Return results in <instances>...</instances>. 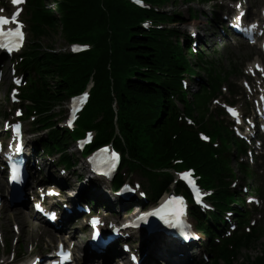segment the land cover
<instances>
[{
	"label": "trees",
	"instance_id": "16d2710c",
	"mask_svg": "<svg viewBox=\"0 0 264 264\" xmlns=\"http://www.w3.org/2000/svg\"><path fill=\"white\" fill-rule=\"evenodd\" d=\"M55 1L57 14L47 8L37 12V19L41 23L30 51L31 64L40 75L41 86L30 91L29 98L42 115L37 125L50 130L49 144H56L65 152L64 163L70 168L74 166L75 158L67 152L72 135L55 126V109L63 108L68 95L78 93L93 81V100L82 120V128L98 129V143L103 144L109 140L117 124L122 133V138L117 141L118 147L134 159H144L150 167L164 165L179 154L185 159V166H194L204 175L206 184H217L220 190L217 199H225L224 209H227L231 200L222 178V172L227 171L225 165L221 160H216L193 135L176 140L170 136V128L175 122L174 117L167 120L172 106L170 94L177 95L182 71L194 73V67L199 68V65L196 62L191 65L183 54L180 41L176 43L174 40L177 30L146 32L140 26L145 16L175 23L182 21L181 14L148 12L127 0ZM148 1L166 5L171 0ZM178 1L174 0V3ZM185 1L192 3L196 0ZM52 32L60 33L67 43L90 42L94 48L85 54L72 55L68 51L57 52L53 46L43 47L41 38L51 36ZM137 67H146L149 73L141 74L143 78L140 80H129L127 76L136 74ZM214 70L218 79H224L226 74L222 69ZM211 76L212 71L208 73V78L211 79ZM210 89V81H207L202 85V93L196 95L188 106L189 113H199V124L203 128L209 127L205 122V106ZM76 136L81 135L77 133ZM166 187L153 184L154 194H159ZM255 191L264 192L257 187ZM238 201L241 202L240 199ZM240 217L241 221L246 219L244 214H240ZM243 224H247V221ZM201 225L208 234L214 233L212 226ZM263 237L264 227L260 225L252 235L240 230L233 238L220 244L212 241L210 248L214 260L211 264L238 262L240 253L243 250H256ZM227 243L234 245L233 251L228 249ZM259 249L261 255L254 259L248 255L243 264H264V246Z\"/></svg>",
	"mask_w": 264,
	"mask_h": 264
},
{
	"label": "rangeland",
	"instance_id": "374dc122",
	"mask_svg": "<svg viewBox=\"0 0 264 264\" xmlns=\"http://www.w3.org/2000/svg\"><path fill=\"white\" fill-rule=\"evenodd\" d=\"M249 1L253 6H260L263 4L264 0H249ZM190 6L192 9L198 10L199 13H201V11L205 12L206 10L208 12H212L211 7L213 6V4L208 5V3L195 2L194 4H191ZM190 6H186L183 0H179V6L173 5L172 2H170L167 5L165 11L181 12L183 14L184 19H189V7ZM253 11L255 12V10H253ZM199 22L201 24L205 25V23L207 22V19L204 16H201V17H199ZM175 27L178 28L181 33L184 32L182 25H175ZM208 31L211 33H216V32L217 33L209 38L211 40V43L207 42L205 44V46H203V50L207 51L208 54L211 53V55H214L217 58V60L222 59L225 61L227 60V62H228V60L232 59L236 68L239 69V67H241L240 65L243 63L244 59H248L252 53H254V52L256 53V51L248 52V50H246L244 47H240V49H239L237 46L228 44L225 40L220 38V33L212 25H210V27L208 28ZM182 40H183V42H185L184 37ZM42 45L45 47L52 45L53 48L57 51L69 49V45L65 41L64 37L60 33L58 34L56 32H52L50 37H44L42 39ZM187 55L189 56L188 53H187ZM227 70H228V68H227ZM236 77H238V76H233L232 79L236 78ZM192 91L193 92L198 91V86H197V88L193 87ZM5 106L6 105H5L4 100L0 99V110H2V107L5 108ZM60 111H61L60 108L55 109V113L58 115V119L63 120L62 118L65 117V111L62 110L61 113H60ZM0 124H1V121H0ZM72 148L73 147L71 145L69 147V154L73 153ZM76 158L78 159V163H77L76 167L73 168L75 171V175L82 173L85 176L87 173L85 172V170L82 169V166L80 165L81 159H79L78 157H76ZM43 164H44V161H43ZM54 171H56L58 173V170L56 169V167H54ZM262 172H263V175H262L263 179L260 178V181L258 179L256 183H251L254 188L259 185V182L264 180V167L262 168ZM131 178H136V179L142 181L141 177L139 175H133ZM73 180H75V179L73 178ZM142 182L144 184H147L145 181H142ZM2 185H4V181L0 177V191H2L4 189ZM75 186H76V188L78 186V188H81V189H83L84 187L88 188L87 178H85V181H83L82 183H80V182H79V184L76 183ZM261 198L264 199V197H261ZM17 209L20 211H25L28 213V216L26 217L25 222H29V224L26 225L25 232H23V234L21 233V235H20V243H19V247H18V251L20 253L19 257H21L22 260H27L29 258V250H30L31 244L37 245V250H38L39 254H45L46 251L49 250V247L51 246V243L53 242L52 235L55 233H53L48 228H45L42 223H40L38 220L35 219V214L32 212L30 207H27V208L5 207V209H3L0 212V234L2 235L1 238L3 240L2 241L3 244L0 240V259L3 257L4 253H9V251H10L9 248H5L4 243L5 244L7 243L9 245L12 243V246H13V243H14L13 240L17 236V233L14 231L13 226L17 225L18 223L20 225H22V221L18 222L16 220L18 214H16L15 212L17 211ZM257 213L263 214V220L261 222H264V209L258 210ZM254 218L259 219V216L256 215V216H254ZM20 225H18V227L21 230ZM76 233H78V232L75 231V232H72L69 234L76 235ZM55 235H58V234L56 233ZM77 239H78V237H77ZM81 239H83V237ZM262 246H264V238L256 246V248H255L256 251L252 252L253 258H255L257 256L258 252H260L259 248ZM23 247H24V249H23ZM20 250H22L24 252H20ZM247 254L248 253L245 250H243L240 253V255H241L240 256V262H238L236 264H242V262H243V260ZM196 262H198V261H196ZM115 264H118V263L115 262ZM159 264H167V262L161 261V262H159Z\"/></svg>",
	"mask_w": 264,
	"mask_h": 264
},
{
	"label": "snow or ice",
	"instance_id": "6c2138e0",
	"mask_svg": "<svg viewBox=\"0 0 264 264\" xmlns=\"http://www.w3.org/2000/svg\"><path fill=\"white\" fill-rule=\"evenodd\" d=\"M21 2H22V0H13V3H15V4H20ZM139 2H140V0H137V3H139ZM13 20H15V17H13L12 20H10L7 17L0 16V38H3L5 41L4 43H0V47H5L8 50H12V48L15 45H18L23 39V32L21 31V29L19 27L15 28V29H9L8 31L3 30V25L11 23V22H13ZM233 112H234V110H233ZM17 127H19V126H17ZM205 139H207V137H205ZM184 178L188 179V176L185 175ZM189 182L191 183V181H189ZM197 199H199L198 190H197ZM176 200H177L176 197H172L171 201H169V205H165L160 210L153 213V215L159 216L160 219L165 224H168L169 226L175 225L177 228H179L180 224L183 222L181 219V217L183 215L182 203H181V210H177L175 208H171L169 210V206L172 204V202H174ZM146 215H148V214L146 213L145 216ZM139 219H144V217L143 216L139 217ZM93 223L95 224V223H97V221L93 220Z\"/></svg>",
	"mask_w": 264,
	"mask_h": 264
},
{
	"label": "bare ground",
	"instance_id": "6f19581e",
	"mask_svg": "<svg viewBox=\"0 0 264 264\" xmlns=\"http://www.w3.org/2000/svg\"><path fill=\"white\" fill-rule=\"evenodd\" d=\"M91 47H93V45L91 46ZM90 47V48H91ZM106 196V195H105ZM107 197V196H106ZM16 214H18V216H17V221L19 222V221H22V225H21V230L23 231V232H25V229H26V225L27 224H29V222H25V219H26V217L28 216V213L27 212H25V211H20V210H18L17 209V211L15 212ZM79 247H81V246H79ZM149 248H150V246H146V249H148L149 250ZM249 255L251 254V252H247ZM104 260H106V259H104ZM105 262V261H104ZM110 262H107L106 264H109ZM125 264H129L128 263V261H125Z\"/></svg>",
	"mask_w": 264,
	"mask_h": 264
}]
</instances>
